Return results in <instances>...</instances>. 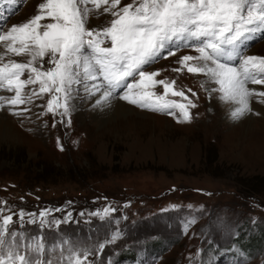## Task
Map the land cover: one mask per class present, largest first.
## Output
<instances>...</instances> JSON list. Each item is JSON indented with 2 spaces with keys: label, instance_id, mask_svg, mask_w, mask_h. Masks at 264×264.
<instances>
[{
  "label": "rangeland",
  "instance_id": "1",
  "mask_svg": "<svg viewBox=\"0 0 264 264\" xmlns=\"http://www.w3.org/2000/svg\"><path fill=\"white\" fill-rule=\"evenodd\" d=\"M41 2L0 0V29L26 21ZM128 3L121 0L118 7ZM87 7L90 28L112 19L104 12L108 5ZM249 38L241 41L240 54L264 57V32ZM184 55L198 53L181 46L144 70L158 72L155 80L175 81V89L195 104L188 108L189 122H182L179 109L168 114L130 104L119 98L118 89L111 99L136 114L123 117L110 110L95 124L83 84L73 89L67 115L59 114L63 109L56 115L47 111L48 93L0 107L8 120L0 125V215L13 216L10 230L43 236L49 246L68 239V245L49 253L57 264L73 245L88 252L84 264H264V97L251 96L252 110L232 118L233 103L211 91L218 85L205 75L182 67ZM9 59L30 57L9 55L4 62ZM47 59L44 67H52ZM248 86L264 91V84ZM38 89L39 84L27 85L24 93ZM153 91L163 94L164 89L157 85ZM167 99L188 102L171 94ZM41 210L49 212L47 221L60 223L42 228ZM33 218L37 222L28 223Z\"/></svg>",
  "mask_w": 264,
  "mask_h": 264
},
{
  "label": "snow or ice",
  "instance_id": "2",
  "mask_svg": "<svg viewBox=\"0 0 264 264\" xmlns=\"http://www.w3.org/2000/svg\"><path fill=\"white\" fill-rule=\"evenodd\" d=\"M90 2L97 9L108 5L104 8L112 16L108 24L87 26ZM120 4L121 0H42L36 14L26 21L7 31L0 29L4 49L0 52V90L14 93L0 95V107L19 106L31 102L32 96L48 93L47 111L56 115L57 109H63L59 114L67 115L73 85L83 84L93 95L102 90L97 104L113 98L119 89L123 93L119 98L130 104L168 114L179 109L182 122H189L188 108L195 104L175 89V81L155 80L158 72L144 70L156 59L175 55L181 46L198 53L182 56L181 66L189 73L208 77L218 85L212 91L219 92L222 101L237 105L231 111L232 118L252 110L251 96L264 97V91L248 86L264 84V57H245L239 50L241 41L264 32V0H131L123 7H118ZM45 20L51 22L42 23ZM106 41L110 46H103ZM9 55H27L30 59L4 62ZM45 57L52 67H44ZM233 60L237 63H231ZM192 61L195 63H189ZM26 72L27 79H22ZM98 80L101 82L89 87L88 81ZM36 84L38 92L24 93L27 85ZM157 85L163 86V94L153 91ZM169 94L188 102L168 100ZM103 212L107 215L109 209ZM18 215L23 225L24 210ZM48 215L47 210L38 213L42 228L46 223L49 227L60 223L47 221ZM13 222L12 215H0V264H57L49 253L52 248L68 245V239L49 246L43 236L10 230ZM36 222L35 218L28 221ZM65 250L70 254H61L60 264L65 260L67 264H84L87 260L88 252H80L74 245Z\"/></svg>",
  "mask_w": 264,
  "mask_h": 264
},
{
  "label": "bare ground",
  "instance_id": "3",
  "mask_svg": "<svg viewBox=\"0 0 264 264\" xmlns=\"http://www.w3.org/2000/svg\"><path fill=\"white\" fill-rule=\"evenodd\" d=\"M257 33H255L254 35H257ZM251 39V38H249ZM208 78V77H207ZM99 81V80H98ZM97 81V82H98ZM208 81V80H207ZM206 81V82H207ZM96 83V81H95ZM100 83V82H99ZM211 83V82H210ZM209 83V84H210ZM91 84V83H90ZM206 84V83H205ZM77 85L78 84H74L73 85V89L77 88ZM211 85V84H210ZM214 85V84H213ZM208 86V85H207ZM83 87V86H82ZM214 87V86H213ZM85 88V87H83ZM79 90V89H78ZM84 91V90H83ZM86 91V90H85ZM212 91V90H211ZM1 93V92H0ZM84 94V92H83ZM214 94V93H213ZM212 94V95H213ZM92 94L90 93H85L84 96H86L88 102H89V106H90V109L89 110V114L91 116V118L93 119L92 122H94L95 124H99L102 120H104V116L106 114L107 111H110L112 110L114 112L115 115H122L123 117H126L128 115H134L136 114V111L123 105L122 103L118 102L116 99H111V100H108V101H103L101 102L100 104H97V100L99 99L101 93L96 96V97H89L91 96ZM97 95V94H96ZM211 95V96H212ZM7 96V95H6ZM95 96V95H94ZM214 97V96H213ZM80 106V105H79ZM79 106L77 103L74 104V109L76 110V114H78L80 116V118H83V112L79 111ZM237 105L235 104H232V107H231V111L236 107ZM88 108V107H87ZM231 111L229 112V115H231ZM248 113V112H247ZM246 114H244L242 117H245ZM228 114V113H227ZM0 125L2 124L3 126H7L8 125V120L7 118L4 116V115H1L0 114Z\"/></svg>",
  "mask_w": 264,
  "mask_h": 264
}]
</instances>
